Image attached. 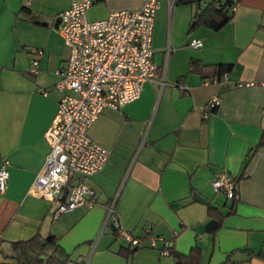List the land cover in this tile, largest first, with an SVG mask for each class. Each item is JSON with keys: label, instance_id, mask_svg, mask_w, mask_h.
I'll return each instance as SVG.
<instances>
[{"label": "crops", "instance_id": "1", "mask_svg": "<svg viewBox=\"0 0 264 264\" xmlns=\"http://www.w3.org/2000/svg\"><path fill=\"white\" fill-rule=\"evenodd\" d=\"M71 1L0 0V164L8 170L0 263L14 262L2 256L10 241L38 233L56 238L66 264H175L162 249L186 254L193 245L200 264H264V0L236 1L216 30L193 25V2L158 0L151 45L163 82L144 81L135 99L104 107L89 124V137L109 151L86 179L94 202L55 216L58 200L39 196L32 183L48 149L43 131L69 92L55 84L67 47L47 19ZM143 1L92 0L86 17ZM190 37L201 45L190 46ZM217 63L230 64L224 76L211 75ZM211 95L220 100L205 109ZM222 170L237 178L229 207L210 186ZM210 219L215 225L207 229Z\"/></svg>", "mask_w": 264, "mask_h": 264}, {"label": "built area", "instance_id": "2", "mask_svg": "<svg viewBox=\"0 0 264 264\" xmlns=\"http://www.w3.org/2000/svg\"><path fill=\"white\" fill-rule=\"evenodd\" d=\"M91 3L92 0L71 1L58 13L55 27L67 47V57L57 71L59 78L55 84L69 92L59 97L55 112L43 131L48 149L32 183V189L39 196L58 200L55 216L94 202V191L86 179L101 169L109 151L89 137V124L104 107L118 109L135 99L144 81L163 82V77L159 79L155 72L151 45L158 0H144L138 8L113 9L102 18L88 19L86 9ZM54 19L48 17L47 20L53 22ZM187 42L192 47L202 43L196 37H190ZM36 62L33 59L32 64ZM219 100L218 95H211L205 109L214 107ZM7 178L8 170L2 163L0 191ZM210 186L226 198L235 196V177L223 170L212 177ZM112 212L110 205L104 221ZM110 219L118 226L116 215ZM119 232L130 243L137 242L122 229ZM156 238L149 236V244L154 245ZM162 252L167 253V249L163 248Z\"/></svg>", "mask_w": 264, "mask_h": 264}, {"label": "trees", "instance_id": "3", "mask_svg": "<svg viewBox=\"0 0 264 264\" xmlns=\"http://www.w3.org/2000/svg\"><path fill=\"white\" fill-rule=\"evenodd\" d=\"M236 1L238 0H208L200 6L194 0H173V2H193L195 4L192 15L193 25L204 24L211 30L220 28L231 18L233 13L231 7ZM199 67L200 69L204 68V65H199ZM211 67L213 68L211 75L215 73L217 77H221L230 69V64L217 63L211 65ZM208 213L216 218L221 216L218 211L210 206L208 207ZM116 228L118 227L115 226ZM9 245L10 251L5 253L2 251V256L4 258H12L14 262H1L0 264H66L68 259L65 250L51 234L41 236L35 233L24 240L10 241ZM167 253L173 254L175 264H200L199 248L196 245L191 246L186 254L170 251L169 249H167Z\"/></svg>", "mask_w": 264, "mask_h": 264}, {"label": "water", "instance_id": "4", "mask_svg": "<svg viewBox=\"0 0 264 264\" xmlns=\"http://www.w3.org/2000/svg\"><path fill=\"white\" fill-rule=\"evenodd\" d=\"M195 3L198 5L199 4V1L200 0H194ZM35 22H40V23H45V21H41L39 19H34ZM59 21V16L57 15L54 19V22H53V26L56 27L57 23ZM64 195L61 196V198H63ZM232 203V198H227L226 200V206H230ZM215 225V220L214 219H210L209 221H207V224H206V228L207 229H210L212 228L213 226ZM42 242V241H41Z\"/></svg>", "mask_w": 264, "mask_h": 264}]
</instances>
